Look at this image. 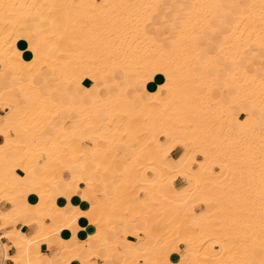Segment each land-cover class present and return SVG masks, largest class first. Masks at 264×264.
Returning <instances> with one entry per match:
<instances>
[{"label":"bare ground","instance_id":"6f19581e","mask_svg":"<svg viewBox=\"0 0 264 264\" xmlns=\"http://www.w3.org/2000/svg\"><path fill=\"white\" fill-rule=\"evenodd\" d=\"M178 1L181 25L171 24L165 44L147 24L167 0H0V109L5 111L0 195L12 192L6 199L10 208L0 211V229L5 228L0 239L15 247L13 264H42L35 249L53 244L70 254L62 264H89L84 240L74 229L80 217L97 229L85 235L100 242L91 258L104 249L106 261L119 255L116 264H165L172 253L185 252L191 255L186 264H261L264 239L244 258L237 244L243 236L233 226L241 201L236 164L245 162L240 148L250 130L253 147L250 138L245 142L253 150V210L264 226V0ZM225 67L217 98L216 80ZM128 70L134 79L129 89L142 87L135 96L127 90L98 93L126 80ZM70 85L84 86L92 103L63 102ZM61 111L81 119L72 129L54 126ZM98 111L106 117L98 118ZM119 143L125 151L117 150ZM175 148L181 152L173 159ZM10 150L16 152L13 161L6 157ZM88 161L95 162L102 187L104 173L114 178L115 191L107 195L103 189L104 199L91 204L93 183L86 180L84 205L73 204ZM226 168L232 171L222 177L230 187L225 205L234 214L227 212V226L217 229L205 211L196 210L203 206L209 212L215 190L204 182L218 179ZM64 171L72 176L63 179ZM178 177L187 185L176 188ZM26 178L31 184L22 195ZM19 218L23 227H36L32 236L15 227ZM138 220L145 227L130 229ZM117 227L131 257L118 250L116 239L106 238L105 231ZM144 238H152L153 245L140 250L136 244ZM59 258L49 256L47 264Z\"/></svg>","mask_w":264,"mask_h":264},{"label":"rangeland","instance_id":"374dc122","mask_svg":"<svg viewBox=\"0 0 264 264\" xmlns=\"http://www.w3.org/2000/svg\"><path fill=\"white\" fill-rule=\"evenodd\" d=\"M210 71L211 72H214L215 71V68H211L210 69ZM7 74H10L11 73V70L9 71H5ZM130 71L128 70L127 72H125V75H126V80H122L121 82H120V84L118 85V86H111V89L109 88V89H100V91L98 92L101 96H104V97H106V96H108V95H114V94H116V93H118L120 90H127L128 88H129V86L128 85H131V84H133L134 82H133V76L129 73ZM128 73H129V75H128ZM45 74L49 77H51L52 75H51V73L50 72H47V71H45ZM49 74V75H48ZM120 74V75H119ZM119 75V76H118ZM124 74H121V73H117L116 74V76L117 77H122ZM226 76V72L225 71H221L220 73H219V78H218V80H216V87L218 88V89H216V96H217V98H219L220 96H221V94H220V89H221V87H223V85H224V77ZM132 78V79H131ZM97 80V79H96ZM131 83H130V82ZM126 82V83H125ZM133 82V83H132ZM123 84V85H122ZM138 87H139V84L137 85ZM71 87V88H70ZM82 88H85L84 86H81ZM117 88V89H116ZM70 89L72 90V91H70ZM104 90V91H103ZM235 90V89H234ZM41 91H44L43 89L41 90ZM68 96L65 98H63L62 97V101L63 102H72V103H83V104H86V105H88V104H90V103H92V97H91V95H88L87 93H86V90H84V91H82L81 93H79V91L77 90V94L76 95H74V91H73V89H72V86L70 85L69 87H68ZM129 91V90H128ZM111 92H114V93H111ZM235 92V91H234ZM104 94V95H103ZM162 94H164V92L162 91ZM74 96L77 98V102H75L74 101ZM70 98V99H69ZM68 99H69V101H68ZM89 99V100H88ZM225 103H228L229 101L228 100H225L224 101ZM182 103V102H181ZM141 103L140 102H136V106H139ZM183 104V106H185V104L186 103H182ZM170 105V104H169ZM173 106L174 105H176V103H173L172 104ZM175 107V106H174ZM169 108H171V106L169 107ZM243 109H244V112L245 113H247V112H250L251 110V106L248 104V103H243ZM4 112L5 111H3L2 113L4 114ZM97 116H98V118H102V117H105L106 116V114H105V112L104 111H98L97 112ZM243 117L245 116V115H242ZM81 119V118H80ZM246 118H243V123H245L246 122ZM69 122V121H68ZM252 131L250 130L249 131V135H248V137L245 139V138H243V140L245 139L246 140V142H248V141H250L249 140V138L250 137H252V135L254 134V132H252ZM161 139H163L162 137H161ZM251 139V138H250ZM253 139V140H252ZM251 139V144L254 142V138H252ZM42 140V139H41ZM245 140L243 141V145L246 143L245 142ZM248 140V141H247ZM84 143H88V141H85ZM246 144H248V145H246ZM245 145L246 146H243V145H241V148L240 149H242V152L244 153V154H242L241 156H242V160L243 161H245V162H240L241 164H239L238 163V165L236 164V166H239V167H237L238 169H240L239 171H240V173H238L237 175V179H236V182L238 181L239 183H238V185L240 186V187H242L241 188V190L243 191H240L239 189H240V187L237 189L238 190V200L240 199L241 201H240V204L237 206V207H239V208H237L236 210H235V212H236V214L234 215V217H235V220H236V222H235V225L233 226L234 228L233 229H236V231H238L239 232V234L241 235V237L243 236V239L242 240H239L238 241V245L240 244V246H241V248L243 249V250H245L244 251V254H245V256H244V258H246V253H247V250H249L251 247L252 248H254V246H255V244L257 243V240H259V239H264V226H261V223H259V221H258V219L256 218V215H255V213H254V210H253V202H255V199L254 198H256V195H255V192H256V185L254 184L255 183V181H254V179L252 180V174L250 173V172H252V170H253V168H251V165L252 164H249V163H251V158H252V151H251V149H252V147H253V144H252V147L251 146H249V145H251L250 143H246ZM243 146V147H242ZM249 147V148H246V147ZM117 148L119 149V150H123V149H125V147H124V145L123 144H121V143H119L118 145H117ZM246 148V149H245ZM251 148V149H250ZM239 149V152L241 151ZM181 150V149H180ZM245 150H247V151H245ZM245 151V152H244ZM41 157L43 158V157H45V155H41ZM247 161V162H246ZM249 161V162H248ZM88 162H90V161H88ZM92 165H93V170H94V173L93 174H91V175H88L89 177H90V180H92L93 182H94V184H95V193H96V195H93V196H96L97 198V200H95V202L96 201H101V200H103V199H99V198H101L102 197V192H101V183H100V177H99V174H98V172H96V164H95V162H90ZM234 166H235V164H233ZM233 165H231V169H233ZM215 170H219V169H217V168H214ZM231 169H228V172H231L232 170ZM248 169V170H247ZM251 169V170H250ZM226 170V171H225ZM246 170V171H245ZM243 171V172H242ZM226 173V175H228L229 176V173L227 172V168L226 169H224V171H222V173L220 174L221 175V178L223 177V175H225V173ZM247 173V176H246V173ZM84 173V172H83ZM148 175H150V173H148ZM220 175L218 176L219 178L218 179H216V180H211L210 181V183H208L207 181H205V179H204V183H206V184H204V186L206 187L207 186V188H209V187H213V189L215 190V195L213 196L215 199H214V202H216V203H214L213 202V206L211 207V211L209 210V212H208V210L207 209H203V206H202V208L200 207V208H198L197 209V211L198 212H204L205 214H203L205 217H210V219H208V221H210L211 223H215V228L217 227V229L218 228H220V229H225V227L227 226V219H228V216H229V214L231 215V214H234V210L233 211H231L230 212V210H231V208L230 209H227V205H225V201L227 200V198H228V196H229V194H227V191L230 189V187H229V189L227 188V186L225 185V182H226V179H224V178H220ZM225 175V176H226ZM87 176V173H84L83 174V177L85 178ZM226 178H227V176H226ZM222 180V181H221ZM241 180V181H240ZM99 181V184L97 183ZM221 182V184H220V182ZM185 182V185H187L186 184V181H184ZM214 182H216V186L214 185L215 183ZM224 182V183H223ZM241 182V183H240ZM243 183V184H242ZM213 184V185H212ZM223 184H224V187H222L223 186ZM241 184V185H240ZM100 186V187H99ZM220 186V187H219ZM229 186V185H228ZM220 188H222V190L220 189ZM224 188H225V190H226V192H225V190H224ZM220 189V190H219ZM51 191H53V190H49V193H51ZM86 192H87V190H85ZM113 191V190H112ZM112 191L110 190L109 192L110 193H112ZM11 192V191H10ZM12 194V192L11 193H8V195L7 194H5V193H2L1 195H0V200H5L6 202H7V200H9V196ZM221 195V196H220ZM228 195V196H227ZM255 196V197H254ZM226 197V198H225ZM254 197V198H253ZM217 198V199H216ZM7 199V200H6ZM62 200V202H63V199H61ZM5 201H1L0 203H4ZM97 202V203H98ZM218 202V203H217ZM220 202V203H219ZM93 203H94V201H93ZM93 203H91V204H93ZM97 203H95V204H97ZM58 204V203H57ZM220 205V206H219ZM226 207V208H225ZM228 210V211H227ZM226 211V212H225ZM229 214H228V213ZM210 213H212V214H210ZM218 214H219V216H218ZM228 214V215H227ZM212 216V217H211ZM233 217V216H232ZM225 218V219H224ZM260 220V219H259ZM214 221V222H213ZM18 222H22V219L21 218H19V219H17L16 220V223H15V225H17L18 224ZM46 222H48L47 220H46ZM220 224V225H219ZM145 225L146 224H144V222H142V221H140V220H138V221H136V223L134 224V225H132L131 227H130V229H132V228H137V229H143L144 227H145ZM223 226V227H222ZM17 227V226H16ZM257 229L260 231H257ZM110 230H106L105 231V235L107 236L106 238L108 239V240H114V239H116L117 240V244L118 243H120V238H116V236L113 234L112 235V237H109V236H111V235H107V233L109 232ZM34 232V230H33V228H31V233H29V234H32ZM111 232V231H110ZM88 237V236H87ZM87 237H85V238H83V240H84V248H85V255L89 258L90 256H91V250L89 249V241H90V239H93V240H97L98 241V239L97 238H87ZM240 237V238H241ZM87 239H88V241H87ZM173 241V243H174V241L175 240H172ZM99 242V241H98ZM100 243V242H99ZM153 245V243H149V245ZM39 246V245H38ZM37 246V247H38ZM145 246L146 245H144V244H140L139 245V248H145ZM181 247L183 246V245H180ZM125 247V246H124ZM185 247V245L183 246V248ZM35 251H37L36 249H35ZM37 252H39V251H37ZM62 257L61 258H59V260L58 261H56L55 262V264H62V260L63 259H66V258H68L69 256H70V254L68 253V252H66V253H64L63 254V251H62ZM116 254H114V256H115ZM66 256H68V257H66ZM191 258V255H190V253H188V252H185V253H183L182 254V256L181 255H179L178 253L176 254V253H172L171 255H170V257H169V259L167 260V261H165L166 263L165 264H169V262H175V263H180V264H186L187 263V260H189ZM244 260V259H243ZM260 263L261 264H264V258H261L260 259Z\"/></svg>","mask_w":264,"mask_h":264},{"label":"crops","instance_id":"0c3cea01","mask_svg":"<svg viewBox=\"0 0 264 264\" xmlns=\"http://www.w3.org/2000/svg\"><path fill=\"white\" fill-rule=\"evenodd\" d=\"M185 3L187 5L191 4L189 2V0H185ZM179 9H180V6H179V1L178 0L177 1L176 0L175 1L167 0L166 3L160 4L158 6V8H157L158 11L155 14L153 20L150 23L147 24V28H148L147 30L152 31L155 34L157 39H159L162 42H164L165 44H167L166 42H168V37H169L168 33L170 34L172 32L171 24L173 23L174 27H177V26L181 25L182 16L178 17L176 15L178 13ZM157 26H159V27H157ZM32 41H34L33 38H32ZM228 70H229V68L225 67L222 71H225L226 74H227ZM3 75H4V73L0 72V77L3 76ZM109 85H111V83H109ZM137 85L138 84L135 85V88H130V89L128 88L127 89V94L130 95V96H135L137 91L142 88L140 86V84H139V87ZM42 89L44 91H47V87L46 86H42L41 90ZM72 89L74 91V95H75L77 90L79 91V93H81L84 90H87L86 88H82V87H79L78 89L74 87ZM90 91L92 93H95L96 92V88H92V89L90 88ZM74 101L77 102V98L75 96H74ZM2 112H3V110L0 109V116L3 115ZM105 117H103V118H105ZM103 118H100V119H103ZM79 120H80V116H77L75 113L74 114H70L67 111H61L59 116L54 119L53 125L54 126H60V125L63 124L68 129H72L73 128V123H75V121H79ZM105 131H108V129H106ZM51 132H52V129L49 127V128H47V131H46L45 134L47 135V134H49ZM41 139H45V136L42 135ZM2 143H3V137L0 135V153H1V145H2ZM117 150L119 152L125 151V149L119 150L118 148H117ZM10 151H8L6 153V157L9 160L13 161L16 158V156H15L16 152L12 151V150H10ZM180 152H181L180 148H175L171 152V157L173 159L177 158V156L180 154ZM86 170H87V172H85V173H87V176L84 178L83 177L84 173L81 174L82 179H81V181L78 184V187H79L78 191L72 197V203L73 204L84 205V200L81 197L85 193V190H86V185H85L84 182L86 180H90V177L88 175H91V174L94 173L93 165L91 163H87L86 164ZM37 171L39 172V170H37ZM74 172L75 173L79 172V168L75 167L74 168ZM71 176H72V174H70L68 171H64L62 173V178L63 179H69ZM26 179L29 180V178H26ZM26 179H25L24 187L21 189V194L22 195H26V191L29 188L28 186H29V184H31V181L30 180L27 181ZM113 180H114V178L110 174L104 173L103 174V181H104V185L103 186L104 187H102V185L99 184V181L97 182L101 186V189H102L101 190L102 197L99 198V199H103L104 198L103 189H104V192L107 195H111V194L114 193L115 188H114L113 183H112ZM90 181H92V180H90ZM92 183H93V188H92V193H90V201H91V203H93V201H94L93 204H95L98 201L95 202V200H97L96 199L97 197L93 196V195H96L95 194V184H94L93 181H92ZM174 185H175L176 188H180V187L185 185V182H184V180L182 178L178 177L174 181ZM110 189H111V191L113 190L112 193L109 192ZM1 201H5V200H0V202ZM57 203L58 204H62V200L61 199H57ZM62 206L66 207L67 203H63ZM8 208H10V204L7 203L6 201L4 203H0V211H3V210L8 209ZM76 222H77V226L78 227H75L74 229L77 231V233L80 235V237L82 239L85 238V235H93L97 231L96 226L91 224V223H89L88 220L83 218V217H80ZM15 227L19 228L20 230H22L27 236H32L34 234L35 230H36L35 229L36 227L34 225H29L27 227H23V225L21 223H18L17 225H15ZM31 228H33L34 232L32 234H29V233H31ZM4 231H5V228L0 229V237L2 236ZM110 231L107 233V235H111L109 237H112L113 234L116 237L120 236V243L117 244L118 250L122 251V254L125 255L126 257H131L132 253H130L131 251L129 250V247H127L128 244L121 238V235H120V234L123 233V229L121 227H117V228H115V230H110ZM67 237H70V234H67ZM0 242H1L0 243V264H13V262L10 260V257H12L13 255L16 254L15 247H12V246L8 245V239L5 238V237L1 238ZM150 242L153 243V239L152 238H150V239L149 238H144V239L138 240L136 245H138L137 246L138 249L142 250L144 248H139V245L140 244H144V245L147 246V245H149ZM183 246L182 247L180 246L181 250L183 249ZM98 247H99V242L97 240L90 239V241H89V249L90 250L97 249ZM36 250L41 252L40 261H41L42 264H47L48 263L49 256H52V255L55 256L56 255L58 257H62V255H61L62 254V249L57 244H53L50 248H47L46 245H40V246H38L36 248ZM104 252L106 253V251H104V249H100L98 257L97 256H92V258H91V256H90L89 257V264H116V263H118L121 260V258L119 259V255L116 254L115 256H113V258L111 260L106 261V260L103 259V256H102V255L105 254ZM4 254H6V255H4ZM63 254H64V252H63ZM178 264H180V263H178Z\"/></svg>","mask_w":264,"mask_h":264}]
</instances>
